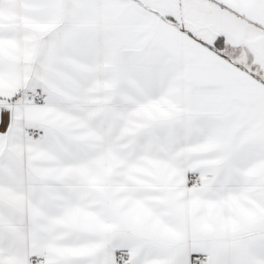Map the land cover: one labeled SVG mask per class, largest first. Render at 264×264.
<instances>
[{"label": "snow or ice", "instance_id": "obj_1", "mask_svg": "<svg viewBox=\"0 0 264 264\" xmlns=\"http://www.w3.org/2000/svg\"><path fill=\"white\" fill-rule=\"evenodd\" d=\"M0 264H264V0H0Z\"/></svg>", "mask_w": 264, "mask_h": 264}]
</instances>
